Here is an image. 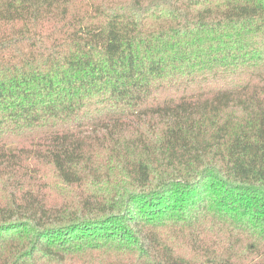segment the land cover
Listing matches in <instances>:
<instances>
[{
  "label": "trees",
  "instance_id": "trees-1",
  "mask_svg": "<svg viewBox=\"0 0 264 264\" xmlns=\"http://www.w3.org/2000/svg\"><path fill=\"white\" fill-rule=\"evenodd\" d=\"M0 264H264V0H0Z\"/></svg>",
  "mask_w": 264,
  "mask_h": 264
}]
</instances>
